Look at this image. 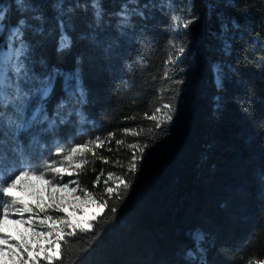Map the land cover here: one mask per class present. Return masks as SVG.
Instances as JSON below:
<instances>
[{"label":"trees","instance_id":"1","mask_svg":"<svg viewBox=\"0 0 264 264\" xmlns=\"http://www.w3.org/2000/svg\"><path fill=\"white\" fill-rule=\"evenodd\" d=\"M96 4L99 20L93 0H24V7L0 0L8 8L0 45L20 19L28 25L27 65L36 79L25 90L53 77L41 118L19 135L33 163L55 160L59 148L106 140L73 175L99 196L108 172L127 173L135 151L128 145L146 146L137 172L128 174L130 188L109 201L95 231L66 238L63 264L264 260V0ZM175 17L195 19L173 31ZM61 24L72 40L63 50ZM72 73L83 99L64 88L63 76ZM196 232L203 240L194 243Z\"/></svg>","mask_w":264,"mask_h":264},{"label":"snow or ice","instance_id":"2","mask_svg":"<svg viewBox=\"0 0 264 264\" xmlns=\"http://www.w3.org/2000/svg\"><path fill=\"white\" fill-rule=\"evenodd\" d=\"M20 7H24V0H16ZM93 7L96 8V16L100 18V8L93 0ZM8 8L0 6V21L5 19ZM124 15V13H121ZM126 18V16H125ZM192 20L175 17L173 19V31L180 28L187 29ZM27 22L20 19L17 26L12 28L7 41L4 45H0V130L15 129L17 132L25 130L41 118L42 108L40 100L48 95L52 88L53 77L48 74L44 80L40 82V86L34 92L25 90L23 83L30 79H36L33 75L30 77V69L27 65L28 53L30 45L26 41ZM64 25L61 24V38L59 48L61 50L71 47L72 40L63 32ZM4 30V25L0 23V32ZM185 47L181 44L178 46V53L182 55ZM174 62L172 58L166 63ZM76 79L75 87L72 80ZM65 83L67 90L73 93H79L83 99V87L80 85L78 78L74 74H69ZM165 108L171 106L166 104ZM11 109V112L9 111ZM157 112L161 109H157ZM17 114L22 115L23 119H18ZM149 119L156 120V116L152 115ZM172 115H167L166 121H170ZM54 123V122H50ZM156 127H160L157 123ZM125 134L139 135L130 129L125 130ZM112 134H109V139ZM107 141L96 138L88 143L76 145L70 148V151L63 156V161L53 160L45 162L41 166L33 163L31 154L26 152L22 144L10 150L6 147L8 144L5 136H0V264H55L60 261L63 264L65 249L64 244L67 237L75 236L77 232H93L95 226L92 221H98L105 215V210L109 209V201L114 197L121 200L123 194L128 191L131 186L128 174H135L138 170V161L145 151L146 146L137 144L128 145L135 149L128 165L127 173L115 175L108 172L107 180H105L104 192L99 196H95L93 192L81 187L77 181H72L75 187H69V183L63 182V176L72 175L73 169L81 170L88 163L85 153L96 155L95 149L102 147ZM117 145L123 144L124 141L116 140ZM94 146V147H92ZM9 151L13 156H9ZM64 152L63 148H59L56 155ZM81 158L76 160L77 156ZM104 163H109L106 158ZM65 162H68L67 166ZM122 167V165H121ZM52 175L49 177L48 173ZM103 175V170L101 172ZM59 177V179H58ZM100 176L97 177L98 183ZM111 181V186H109ZM24 193L28 197L18 196L15 192ZM79 191L83 195L74 196L69 200V195ZM47 193V195H45ZM79 202L77 204L76 202ZM88 203L96 204L98 212L91 215L90 219H82L73 221V214L83 205ZM72 212L66 216H56L45 214L39 219V225L42 230H37L36 219L39 212H45L52 209L58 212H67L68 208ZM39 209V212L36 211ZM112 213L117 211L115 206L110 208ZM29 214L25 218V214ZM35 217V218H34ZM10 222V223H9ZM15 231L16 235H12ZM43 240L47 247L41 246ZM194 243L203 240V235L199 232L193 234ZM35 245V247H34ZM196 250H189V257H194ZM43 253V256L41 254ZM256 264H264V260L256 262Z\"/></svg>","mask_w":264,"mask_h":264},{"label":"rangeland","instance_id":"3","mask_svg":"<svg viewBox=\"0 0 264 264\" xmlns=\"http://www.w3.org/2000/svg\"><path fill=\"white\" fill-rule=\"evenodd\" d=\"M13 28H14V27H13ZM72 74H74V76H75V73H72ZM68 75H69V74H68ZM68 75H66L65 77L63 76V84H64V88H65V90H66L69 94L74 95L75 93H73L72 91L67 90V85H66V83H65V79H66V77H67ZM75 84H76V79H73V80H72V85H73V87H75ZM48 94H49V93H48ZM45 97H46V96H45ZM45 97H42V98H41V100H40V106H41V103H42V101H43V99H44ZM10 112H11V111H10ZM17 118H18V119H23L22 115H20V114H17ZM81 120H82V122H83V117L81 118ZM27 129H28V128H27ZM27 129H25V130H27ZM25 130H20L19 132H17L14 128H13V129H4V135H3V136H5V138H6L7 141H8V144L6 145V147H7L9 150H10L11 148H13V147H16L18 144H21V142H20V140H19V135H20V133H21L22 131H25ZM73 146H76V145H72L71 147H73ZM42 147H43V146H42ZM71 147H70V148H71ZM70 148L64 150V152L61 153L60 155H57V158L55 159V161H57V166H59V162H60V161H63V156H64L65 154H67V153L70 151ZM58 151H59V149L56 150L53 154H56ZM9 156H10V157L13 156V153H12L11 151H9ZM80 158H81V157L78 155V156L76 157V160H79ZM52 161H53V160H52ZM48 162H51V161H48ZM67 164H68V162H65V165H66V166H67ZM42 165H43V164H42ZM40 166H41V165H40ZM74 172H75V169H73V174H72V175H66V174H65V175L63 176V182L69 183V187H70V188L76 186L75 184L71 183L72 181H75V179H74V177H73ZM51 175H52V174L49 172V173H48V176L50 177ZM58 179H59V177H58ZM106 180H107V177H106ZM110 183H111V182H110ZM15 194L18 195V196H24V198H25L26 200L28 199V197L25 196L24 193H21V192H18V191H17V192H15ZM45 195H47V193H46ZM78 195L82 196L83 194L80 193L79 191H77L76 193H72L71 195H69V200H71L74 196H78ZM76 203L79 204L78 201H77ZM36 211L39 212V209H36ZM98 211H99V209L97 208L96 204L88 203V204L83 205V206H81L80 208H78V210L73 214L72 219H73V221L82 220V219H90L91 215L95 214V213L98 212ZM70 212H72V209H71L70 207L68 208L67 212H58V211H55V210H52V209H47V210H46V213H45V212H39V217H38V218H35V217H34V218L36 219V228H37V230H38V231H39V230H42L41 227H40V225H39V219H42L43 216H44L45 214L52 215L53 217H56V216H66V215H68V213H70ZM28 215H29V214L26 213V214H25V218H27ZM93 222H94V221H92V223H93ZM9 223H10V222H9ZM12 235H16L15 231L12 232ZM40 243H41V246L47 247L46 243H45L43 240H41ZM34 247H35V245H34ZM41 256H43V253L41 254ZM5 264H7V262H5ZM249 264H256V262L249 263Z\"/></svg>","mask_w":264,"mask_h":264}]
</instances>
